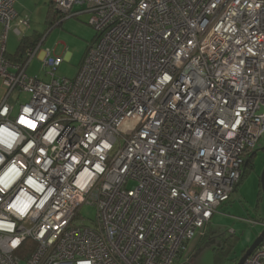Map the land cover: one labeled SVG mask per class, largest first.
Wrapping results in <instances>:
<instances>
[{
    "label": "built area",
    "instance_id": "built-area-1",
    "mask_svg": "<svg viewBox=\"0 0 264 264\" xmlns=\"http://www.w3.org/2000/svg\"><path fill=\"white\" fill-rule=\"evenodd\" d=\"M15 1L0 0V264H185L264 133V0H48L95 31L74 78L44 51L48 81L26 73L45 37L6 56L30 25ZM243 264H264V238Z\"/></svg>",
    "mask_w": 264,
    "mask_h": 264
},
{
    "label": "rangeland",
    "instance_id": "rangeland-1",
    "mask_svg": "<svg viewBox=\"0 0 264 264\" xmlns=\"http://www.w3.org/2000/svg\"><path fill=\"white\" fill-rule=\"evenodd\" d=\"M46 2L47 0H20L15 7L17 12L22 11L30 21L28 28L20 27L22 35L31 36V41H29L31 43L38 37L40 39L45 37L39 51L30 59L26 73L30 76L37 75L42 81L49 80L46 74L48 69L43 68L41 60L42 53L48 49L63 58L54 75L74 78L86 48L95 34L93 27L88 23L89 13L73 16L81 9L80 6L74 5L69 16L60 18L56 15L54 19L47 18L48 5ZM58 22H60L59 25ZM14 24L15 22L12 21L11 28ZM19 39L20 36H17L12 29L8 30L5 43L6 52L13 54ZM1 89L4 87L0 81ZM28 98L27 93L15 89L9 96L8 102L17 110L20 104L28 102ZM252 161L253 165L247 166L244 177L236 185L229 200L217 206L210 222L201 229V231L213 230L223 236L234 233L237 239L232 254L238 257L264 228V194L259 181L264 168V133L257 142ZM79 215L84 218V222H87L94 218V208L84 204L79 210ZM201 239L202 235L196 233L189 240L181 258H190V264H219L228 258V255H232L227 254L225 258L220 256V259L216 260L213 246L210 245L203 246L196 252L195 249L200 245Z\"/></svg>",
    "mask_w": 264,
    "mask_h": 264
},
{
    "label": "trees",
    "instance_id": "trees-1",
    "mask_svg": "<svg viewBox=\"0 0 264 264\" xmlns=\"http://www.w3.org/2000/svg\"><path fill=\"white\" fill-rule=\"evenodd\" d=\"M56 15H59L60 18H62L61 14H59L54 8L53 5L49 2L48 3V11H47V18L48 17H52L53 19L56 18ZM60 22H58L57 24L59 25ZM30 39L26 36H23L19 39V43L16 47V51L13 54L12 58L7 57L10 61H18V62H23L25 60V49L26 47L30 46L31 42H29ZM35 42V41H34ZM252 154L249 155V157L246 159L245 164H244V172L241 176V179L244 177L246 171H247V166L249 165H253V161H252ZM240 179V181H241ZM239 181V183H240ZM237 238L235 237L234 233H229L227 235V242L226 245L221 247L219 246L218 248H215L214 251V256L216 257V260L220 259V256L222 258H225L227 256V254H232V249L234 247L235 244V240ZM246 249V248H245ZM244 250L241 251V253H243ZM229 257L224 259V261H222L221 264H236L237 262V258L238 256H235V254L232 255H228ZM219 263V264H220Z\"/></svg>",
    "mask_w": 264,
    "mask_h": 264
},
{
    "label": "flooded vegetation",
    "instance_id": "flooded-vegetation-1",
    "mask_svg": "<svg viewBox=\"0 0 264 264\" xmlns=\"http://www.w3.org/2000/svg\"><path fill=\"white\" fill-rule=\"evenodd\" d=\"M264 163V161H263ZM200 235H202V239H201V242H200V245L195 249L196 252L199 251V249L201 247H203L204 245H210V246H213V250L215 248H218L219 246L223 247L226 245V242H227V236H223L222 234H218L216 233L215 231L213 230H209V231H202L201 233H199ZM248 247V246H247ZM246 247V248H247ZM216 250V249H215ZM243 253H241L242 255ZM240 255V256H241ZM239 258V257H238ZM237 258V260H238ZM183 259H186V263L185 264H190V258L186 257V258H183ZM189 262V263H188Z\"/></svg>",
    "mask_w": 264,
    "mask_h": 264
},
{
    "label": "water",
    "instance_id": "water-1",
    "mask_svg": "<svg viewBox=\"0 0 264 264\" xmlns=\"http://www.w3.org/2000/svg\"><path fill=\"white\" fill-rule=\"evenodd\" d=\"M259 181H260V186H261L262 192L264 194V168L260 174ZM263 238H264V228L256 236V238L253 240V242L250 245H248V247L245 249L243 254L238 258L236 264H243L246 257L260 244V242L262 241ZM204 246H207V245H204Z\"/></svg>",
    "mask_w": 264,
    "mask_h": 264
},
{
    "label": "crops",
    "instance_id": "crops-1",
    "mask_svg": "<svg viewBox=\"0 0 264 264\" xmlns=\"http://www.w3.org/2000/svg\"><path fill=\"white\" fill-rule=\"evenodd\" d=\"M18 2H20V0H16L15 1V3H14V9H16L15 7H16V4H18ZM48 3H49V1L47 0V2H46V5H48ZM22 6V5H21ZM22 8V7H21ZM16 11V10H15ZM17 12V11H16ZM23 12L22 11H18L17 12V14L20 16V15H24V13L22 14ZM78 15V14H77ZM73 16H75V15H73ZM1 31H2V25H1V23H0V35H1ZM26 37H28L29 39H30V41H31V36H26ZM38 41H40V37H38V39L37 40H35V42H32L30 45H32V44H36ZM43 43V42H42ZM41 43V44H42ZM5 53H6V56L7 57H9V58H12L13 57V54L12 53H8V52H6V50H5ZM43 54H44V52L42 53V56H43ZM41 56V57H42ZM13 62H18V61H13ZM4 93V89H1L0 90V98L2 97V94Z\"/></svg>",
    "mask_w": 264,
    "mask_h": 264
},
{
    "label": "clouds",
    "instance_id": "clouds-1",
    "mask_svg": "<svg viewBox=\"0 0 264 264\" xmlns=\"http://www.w3.org/2000/svg\"><path fill=\"white\" fill-rule=\"evenodd\" d=\"M21 37H23V35H22V36H20V38H21ZM253 153H254V152H253ZM253 153H252V155H253Z\"/></svg>",
    "mask_w": 264,
    "mask_h": 264
}]
</instances>
